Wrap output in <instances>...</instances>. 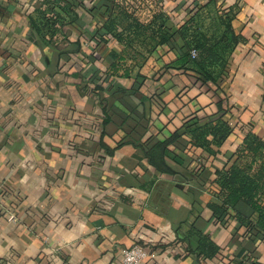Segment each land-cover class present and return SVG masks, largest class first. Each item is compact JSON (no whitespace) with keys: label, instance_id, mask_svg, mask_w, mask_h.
Listing matches in <instances>:
<instances>
[{"label":"crops","instance_id":"obj_1","mask_svg":"<svg viewBox=\"0 0 264 264\" xmlns=\"http://www.w3.org/2000/svg\"><path fill=\"white\" fill-rule=\"evenodd\" d=\"M43 1L0 0V264H113L133 244L149 251L140 264H264V230L244 234L209 208L216 171L245 134L264 139V0H111L107 13L95 8L103 0H70L77 20L64 21L58 44L41 40ZM224 10L239 36L218 81L233 131L219 150L182 134L171 153L181 162L161 172L138 143L217 110L212 88L175 68L177 30L197 13L210 34ZM159 16L167 44L157 43ZM109 19L117 35L96 40ZM113 62L112 78L137 94L106 99L114 107L102 127L104 94L83 85L90 68L107 73ZM102 128L109 147L122 139L111 155ZM202 236L219 246L211 258L197 256Z\"/></svg>","mask_w":264,"mask_h":264},{"label":"trees","instance_id":"obj_2","mask_svg":"<svg viewBox=\"0 0 264 264\" xmlns=\"http://www.w3.org/2000/svg\"><path fill=\"white\" fill-rule=\"evenodd\" d=\"M48 1H43L44 9H37L38 28L41 40L45 44H56L58 33L63 30L64 21L68 20V24L74 23L77 20V14L75 4L70 0ZM109 2L111 0H106V2L103 0L95 8L101 13H107L110 8ZM50 3L57 5V8L60 6L59 9L66 16H63L52 5H48ZM229 13L230 11L225 12V14L222 12L224 16L220 14L219 21L211 24L210 34L204 32L199 26L197 13L192 15L177 30L183 44L178 47L179 53L174 61L175 68L192 76L195 82L212 88L218 96L217 110L212 115L213 118L205 123H201L198 115L193 113L187 116L182 125L167 137L155 141L147 139L138 143L144 151L147 162L161 172L172 173L173 170L168 166L167 160L171 159L176 163L181 162L179 156L171 153L172 147L176 146L175 142L182 134H191L193 145L213 144L212 146L219 150L233 131L228 121L223 119L226 113V97L218 84L219 77L227 66L229 54L239 42V36L235 34L232 28V16ZM159 18L161 25L158 26L157 30L159 36L157 43L167 44L171 42V34L164 26V18L161 16ZM116 28L117 25L114 20L109 19L103 25L96 27L93 36L96 40L102 41L107 34L117 35ZM192 50L195 51L194 55L191 54ZM83 58L85 57L83 56ZM115 65V62L111 63L112 68L107 73H103L99 68L94 67L90 68L85 75L84 89L97 98H102L101 95L104 94L102 99L104 103L101 108L103 117L100 122L102 127L111 120L110 112L114 107L113 104L106 102V99L114 97L123 100L124 97L137 94V88L131 86L125 89L112 78L118 77L114 69ZM126 74L127 72L124 75ZM136 75L137 77L140 76L139 73ZM140 99L144 101L148 98L140 94ZM130 109L131 113H134L133 116L136 115V108ZM143 114L144 112H142ZM99 135V144L108 155H111L122 144V139H120L114 147H109L103 140V128ZM208 136L211 137L210 141ZM214 182L218 190L214 194L215 201L209 204V208L216 218L222 216L233 218L238 226L244 227V234L251 233L254 227L264 230V139L253 132L246 133L239 147L229 155L225 168L216 171ZM218 249L219 246L209 238L202 236L198 239L196 248L198 257L202 259L211 258L218 252Z\"/></svg>","mask_w":264,"mask_h":264},{"label":"built area","instance_id":"obj_3","mask_svg":"<svg viewBox=\"0 0 264 264\" xmlns=\"http://www.w3.org/2000/svg\"><path fill=\"white\" fill-rule=\"evenodd\" d=\"M191 54L194 55L195 51L192 50ZM147 256H149V251L146 247L133 244L129 247L122 248L120 258L113 264H140Z\"/></svg>","mask_w":264,"mask_h":264}]
</instances>
